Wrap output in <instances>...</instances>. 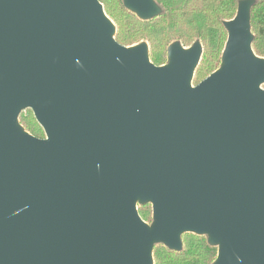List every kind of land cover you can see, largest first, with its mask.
<instances>
[{"label": "water", "instance_id": "1", "mask_svg": "<svg viewBox=\"0 0 264 264\" xmlns=\"http://www.w3.org/2000/svg\"><path fill=\"white\" fill-rule=\"evenodd\" d=\"M142 19L155 0H123ZM253 0L225 22L218 69L203 46L168 63L125 46L100 0H0V264H154L206 234L214 264H264V58ZM30 108L46 136L19 123ZM150 202L153 222L138 212Z\"/></svg>", "mask_w": 264, "mask_h": 264}, {"label": "trees", "instance_id": "2", "mask_svg": "<svg viewBox=\"0 0 264 264\" xmlns=\"http://www.w3.org/2000/svg\"><path fill=\"white\" fill-rule=\"evenodd\" d=\"M240 1L155 0L160 8L159 14L142 19L126 8L123 0H100L115 24L116 40L125 46L146 42L149 57L158 66L167 62L169 46L174 42L187 48L200 41L203 52L194 71V79L200 81L220 67L228 38L225 22L236 16ZM251 30L253 51L264 58V0H253ZM27 110L19 115L20 125L37 137H45L33 110ZM138 212L148 222L153 217L152 204H139ZM217 255L218 246L211 244L206 234L196 233L182 234L180 250L170 249L163 243L155 244L153 249L154 264H214Z\"/></svg>", "mask_w": 264, "mask_h": 264}, {"label": "rangeland", "instance_id": "3", "mask_svg": "<svg viewBox=\"0 0 264 264\" xmlns=\"http://www.w3.org/2000/svg\"><path fill=\"white\" fill-rule=\"evenodd\" d=\"M123 4H124V1H123ZM124 5H125V4H124ZM125 7H126V6H125ZM126 8H127V7H126ZM111 21H112V20H111ZM112 22H113V21H112ZM113 23H114V22H113ZM168 60H169V58H168V56H167V62H166V63H168ZM221 62H222V61H221ZM166 63H165V64H166ZM206 74L208 75V73H206ZM206 74H204V75H206ZM206 77H207V76H206ZM206 77H205V78H206ZM203 79H204V78H203ZM199 81H200V80H195V79H194V76H193V79H192L191 83L195 85V84H196L197 82H199ZM23 111H24V113H27V112H28L27 108L24 109ZM45 135H46V134H45ZM137 205H139V203H138ZM152 222H153V217H152L151 219H149L147 223H148L149 225H151Z\"/></svg>", "mask_w": 264, "mask_h": 264}]
</instances>
